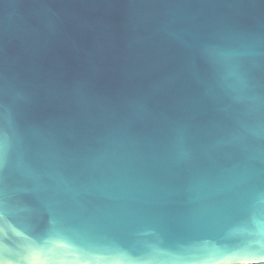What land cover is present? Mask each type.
<instances>
[{"label": "water", "instance_id": "95a60500", "mask_svg": "<svg viewBox=\"0 0 264 264\" xmlns=\"http://www.w3.org/2000/svg\"><path fill=\"white\" fill-rule=\"evenodd\" d=\"M259 249L264 0H0V264Z\"/></svg>", "mask_w": 264, "mask_h": 264}, {"label": "snow or ice", "instance_id": "6c2138e0", "mask_svg": "<svg viewBox=\"0 0 264 264\" xmlns=\"http://www.w3.org/2000/svg\"><path fill=\"white\" fill-rule=\"evenodd\" d=\"M264 256V249L259 250H251L249 251L248 255L242 257L244 259H256Z\"/></svg>", "mask_w": 264, "mask_h": 264}, {"label": "trees", "instance_id": "16d2710c", "mask_svg": "<svg viewBox=\"0 0 264 264\" xmlns=\"http://www.w3.org/2000/svg\"><path fill=\"white\" fill-rule=\"evenodd\" d=\"M244 264H264V261L244 263Z\"/></svg>", "mask_w": 264, "mask_h": 264}]
</instances>
